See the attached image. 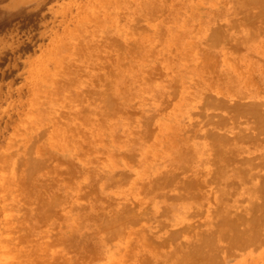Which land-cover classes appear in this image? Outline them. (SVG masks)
Returning a JSON list of instances; mask_svg holds the SVG:
<instances>
[{"label": "rangeland", "instance_id": "1", "mask_svg": "<svg viewBox=\"0 0 264 264\" xmlns=\"http://www.w3.org/2000/svg\"><path fill=\"white\" fill-rule=\"evenodd\" d=\"M236 1L227 0L226 2V0H0V144L2 145H0V148L2 149H0V164L1 162L3 164V166L2 164L0 166V174L2 173V175L5 176L4 179L8 183V180L10 178L6 179V177H10L9 174H11V181L9 184L3 178H1L2 175L0 176V196L2 194L5 195H2V197L0 198L1 200H3L0 201V208H2V211H0V233L2 234V232H6L4 235L0 234V237H2L0 238V243H3L7 247L6 248L4 246L3 249H0V251L2 250L0 252V262H3L2 264H32L34 260L35 262L37 261L36 264H119V262L120 264H142L146 261L147 262L145 264H155L154 260L156 258H158L156 259V264H173L174 262L170 261L172 258H174V261H176V258L174 256L175 242H182L184 235L190 236V232L188 230L187 232L185 231L186 234H181L180 231V236H170L169 238H172V240L174 238L177 239L173 240L174 242L171 239L170 240L172 242L168 240L166 236L170 234L168 232L180 229L185 224V222H188V220L191 221L192 219H195L197 217L194 216L192 219H188V217H186V215L192 217V214L189 213L188 210L194 203L192 204V200L190 198H174V195L170 197L171 194L168 195L166 193L161 192L160 190L145 189L146 185H144V183H146V179L150 178L148 176H152L154 173H156V171L161 170L163 168H168L169 165L165 163L177 156L178 149L181 146H183V148L186 147V143H181V141L179 140V134L176 133L178 128L181 127L185 129V126H187V128L190 129L191 127H196L195 124H197L198 122L200 123L205 118L202 112L205 113L204 111H206V109L208 110L206 112L213 116V119H216L215 117L218 113L220 114H218L219 116H217V118L221 116L224 117L226 113H228L227 110H220V108L219 110L218 108H214L215 110L210 109V107L205 108L206 104L204 103V97H206L207 94L208 96H214V98L217 97L215 98L217 100H219L223 96V98L228 101H226L227 104H231V102L233 103V101L236 102L239 100L240 102L245 101L244 103H246V101H249V99H257L261 103L264 102V62L262 61L264 60V31L258 32V34H255L254 36L249 38L250 40L247 39L248 41H243L244 43L238 45L233 52L231 51L232 49L230 50V48H221V50L224 51L225 57L223 56V58L221 57L219 47L217 50L213 49V52L217 53H215L214 55L217 59H215L214 61L215 67L213 66L214 70L216 71L213 72L214 70L212 68L213 71H211L213 74L208 73L212 75V77L208 74H205V76L203 75L202 78L200 77L201 75H199V71L197 70V68H193V65L195 63H199V60L196 58V55L199 54L198 49L200 48V46L204 44L202 41L204 40L205 36L204 30L206 22L212 19L215 22L216 20L225 19L226 23V19H228L229 21L234 22H232V25L234 27L230 25L227 29V33H236L238 30H241L240 27H242L241 24L237 25L236 20L240 21L241 18L245 20L243 14L245 13V11H247V13H249L248 10L251 11L250 14H247L248 18L250 16L249 19H252L255 22L256 20L260 19L261 14H258V12H256V8L258 9V7H255L256 3H251L249 2L250 0ZM239 2L245 3V5L243 7L238 6L241 9L237 11L240 12V14L236 13V15L239 16L238 18L231 19L228 17L230 16V14L227 15L225 12H223L224 14H222L221 11L225 6L236 3V5H238ZM146 4H156L157 11L155 8L154 12H157V14L158 11H161L159 7L160 5H162V11L159 12L160 15L158 17L156 16L157 14L155 15V13L153 14L152 12V14L157 17L156 19L155 17L153 18L152 15L151 17L154 20L150 21L149 18L151 19V17L148 16L147 18L145 17V21L143 20L142 17L144 15H142V10H144ZM262 7L264 8V3ZM263 8L262 10L264 11ZM139 9H141V12ZM165 9L166 11H164ZM172 11H174L175 13ZM133 12L137 15V17L133 14ZM214 12H219L221 16H213V14H215ZM134 18L136 22L134 21ZM139 18H142L143 22H138ZM248 18L246 20H249ZM129 20L130 22L132 21V24H134V22L136 24L132 25ZM162 20L165 22H163ZM246 20L245 24H248L250 21H252L249 20L246 22ZM86 21H88V23ZM152 24H156L154 25L155 29L153 28ZM131 25L134 27L132 28ZM159 25H161L162 29ZM148 26L151 29L146 28ZM130 27L133 31L138 29L139 32V29L142 28L141 33H144L145 31L147 32L148 29V32L146 33V35H148L146 36L145 33H140L141 36H139L138 34L135 35L134 33L138 31L136 30L133 32ZM135 27L137 28L135 29ZM149 31L151 32L149 33ZM159 31L161 32V34H159ZM132 35H135L136 37L132 38ZM159 35L163 36L160 37ZM145 36L148 40L145 39ZM158 37L160 39L163 37L165 38L161 39V44L159 43V41L161 40ZM138 38L141 40L140 46H143V48H140L141 53L139 48V52L137 49V51L131 49L133 47L132 45L135 44ZM195 38L197 39V41L195 40ZM131 40L136 41L132 42ZM118 43L120 45H117ZM157 43H159V45ZM193 43L195 45H193ZM122 48H124L125 50H123ZM129 49L130 52H128ZM132 50H134V52ZM152 50H154V53H152ZM131 52H133V54ZM135 52H138V55H136ZM225 53H227L229 56ZM232 53L234 57L231 56ZM252 54L256 56H252ZM123 55L128 56L124 57ZM131 55H135L137 57H133ZM259 57L261 58V60H259ZM120 58L122 59V61L119 60ZM118 60L120 63H122L121 65H119L120 63L118 64ZM129 60H131V63L127 62ZM235 60L238 62L239 67L236 65L237 62ZM13 63H15L14 65L17 64L16 67H14ZM86 63H88L89 65L93 64L94 67L92 65L88 67ZM122 65L125 67H123ZM119 67L121 68L119 69ZM33 70L34 73H32ZM89 71L91 73V76L89 75ZM114 72L116 74H114ZM81 73H84L85 75ZM110 73L113 74L111 75ZM224 73H226L230 77L226 81V78H224L223 76ZM235 74H238L240 77L237 78ZM219 75L220 77H222L220 78ZM72 77L74 80L72 79ZM175 79L176 82H174ZM207 79L209 82L207 81ZM204 80L207 82L205 83ZM66 81L67 83H65ZM216 81L218 83H216V86L219 85L217 86L218 88L215 87L214 84ZM236 81L237 83H242L244 86H241L240 83L237 84ZM108 83H110L111 85ZM209 83H212L214 85L208 86ZM106 85L108 87H111L107 88ZM176 85L179 86L181 89ZM113 86L115 87L114 90ZM175 86L177 87V90ZM72 87H74V89ZM197 87L200 89H198ZM213 87L214 89L212 90L211 88ZM226 87L228 89L230 88L234 93H225L231 91L228 90ZM242 87L243 89H241ZM111 88L112 90H110ZM215 88L219 89L223 93L219 94V92ZM104 89L107 91L109 89L108 92L111 91V94L108 95L109 97L111 96L112 98L110 97V99L113 100L109 103L113 106L111 109L109 105L99 107L98 105L100 104L96 103L98 100H100L98 102L102 101V99L100 98L101 93L105 91ZM75 90H77L78 92ZM85 90L86 92H90H87V94L85 95ZM214 90H216V92L218 93H213ZM169 91L171 92V94ZM173 91L175 92V94ZM244 91L247 95L243 94ZM172 92L174 95L172 94ZM254 92L255 94L251 95ZM250 95L253 97H250ZM89 97L92 98L93 101H90ZM231 97L233 98V100ZM86 100H88L89 102V109H91V106L93 107V111H97L92 112L89 109L86 110L88 108H86L88 104ZM114 100L117 101L114 102ZM84 101L86 102L83 103ZM91 102H95L96 105L92 104ZM80 103L82 105L86 104L84 105L86 109ZM113 103H117V105H113ZM82 107L85 111L80 110L82 109ZM22 108H24V110ZM123 110V113L120 112ZM66 111L68 112V114H71L72 120L70 119L71 116L69 115V117ZM76 111L79 112L78 115H81L83 112V114L81 115L82 119L78 117L77 114L74 115V113H77ZM71 112H73V114ZM95 112H97L98 114ZM102 113L103 115H101ZM15 117V122H12L13 118ZM226 117L227 116H225V118ZM242 118H240V120L236 119V126L239 129H242V127L244 126V124L239 125V123L244 122H241ZM188 119L191 121H189ZM147 120L151 121L148 122ZM138 122H140V124ZM151 122H153V124ZM13 123H15V125ZM49 125H51L52 127L50 128ZM146 125H148L149 127H145ZM241 125L243 126L240 127ZM207 126L208 124L204 125V127ZM46 128L50 129V131L48 130L49 132H47ZM151 128L152 130H150ZM237 128L235 127L236 130L233 129V131H237ZM13 129L15 130V132L12 131ZM146 131L148 134H146ZM11 133L13 134V136L10 135ZM140 134H142L141 137H139ZM8 135H10L11 137ZM147 135H149V137ZM35 136L38 137L35 139ZM198 136L199 135L192 134L188 142H190V144L197 143L198 145L199 143H201L202 145V142H204L205 140L201 142V140H203L204 138L201 139L202 137L199 136V138ZM6 137L8 141L10 140L11 144L10 142L6 141ZM160 140L162 141L161 144L159 143ZM24 141L28 142L26 143ZM263 141L264 138L259 141H255L256 143L251 141H245L243 142L244 144L241 143L243 146H245V144L247 145L245 147L242 146L245 149V152H243V154L246 153L248 156H251L254 160H251V165L254 166H251V169L252 172L254 171V174L252 172L251 174H249V172L246 171L236 176L237 180L235 179V184H233L234 186L231 185L233 187L231 189L233 194H231L232 196L229 195L230 198L228 196L229 202H232L233 200L236 202L237 200L236 205H239L240 203V205L245 206L246 204H248L247 201H249V194H247L246 192L249 190H251L250 192L253 194V191L260 189V199L264 197ZM79 142L81 143L79 144ZM169 142L171 145L169 144ZM4 143H7L9 145H6ZM3 145L4 147L10 146V149H4ZM23 145L25 146L22 150L23 147L21 146ZM32 145L36 147L37 151ZM250 145H253V148L250 149ZM37 146L39 147L37 148ZM19 149L23 152L19 151ZM32 149L36 152H32ZM246 150L248 151V153ZM257 154H259V156ZM57 156L58 158H56ZM40 157L43 159V163L36 161L40 164L36 163L37 165L34 167V169L31 170L30 165L32 164L31 162H33V159H38ZM205 158L206 151H202L201 161ZM26 159L29 163L25 161ZM54 159L56 162L54 161ZM48 161L50 162V164ZM202 162L197 160V156L193 155L192 164L194 166L200 165L201 167ZM51 163L53 168L51 167ZM206 163L207 161L203 162V164ZM41 164H45L46 166L44 165L45 167H43L41 166ZM57 164H60L59 167ZM5 165H8V168L9 166L13 167V165L14 167L12 168V171H10L11 169L9 168V173H3L6 170L8 171ZM48 165L50 166L47 167ZM15 167L16 169H19L18 172L15 170ZM36 167L38 168L36 169ZM45 168H47L46 171H44ZM68 168L72 169L70 170L71 173L69 172V174H64L63 170H66ZM2 169L4 171H2ZM59 169L63 170L60 172ZM73 169L75 170L74 172ZM251 169L249 167L250 171ZM20 171L22 174L20 173ZM31 171H33V173ZM36 171H40L41 173H37ZM72 173H75V176L73 175L74 178L71 175ZM15 174L18 176V180ZM136 174L137 176H135ZM247 174H249V176H247ZM29 175H31L32 178H30L31 176ZM61 175L63 177H61ZM64 175L68 178L63 179L65 178ZM122 175L125 177H123ZM12 177L13 179L15 178L14 181L12 180ZM23 177L27 178L24 179ZM53 177L55 178V180L53 179ZM22 178L24 180V183ZM125 178L130 181L127 182ZM27 179H30L29 182ZM132 179H134V181ZM53 182H55V184H53ZM22 183L23 185L21 186ZM253 183L257 184H255L256 187ZM1 185L4 188H2ZM87 187H91L90 189L92 190L88 191L89 189ZM7 188L9 189L5 190ZM41 188H44L45 190H47V192ZM83 188H85V191ZM17 190H19V192ZM40 190L43 191L40 192ZM81 190L83 192H81ZM5 191L6 194L4 193ZM13 192L15 195L13 194ZM84 192H86V194H84ZM39 193H41V197ZM10 194L12 195L10 196ZM54 194H56L57 198H55L56 202H54L55 200L52 202V209H54H51V211L53 212H50L46 216H49V218H46L45 216H40V210L42 207L40 202L43 200L46 202L47 199H49V197ZM57 194L63 196V199ZM18 195L20 196V198H18ZM79 195H81L82 197ZM129 195H132V197H130ZM43 196H46V199H44ZM102 197L103 200L101 199ZM113 197H115V199ZM168 197H170V199ZM58 198L62 201H60ZM104 198L106 199V201ZM11 199H16L17 201L12 200V202ZM18 199L20 200V202ZM124 199H127L128 203L127 200ZM260 199L259 197L254 198L255 203H257V201ZM34 200H36V202ZM188 200L191 201V203H189ZM44 201L42 203H44ZM118 201L120 203H118ZM173 201L177 203H174ZM28 202L30 203V205L32 202L33 203L30 206ZM110 202H113V204ZM129 202L131 204H129ZM178 202L182 203H180L182 205V208ZM144 203H146V205ZM119 204L124 208L125 206L127 208L131 207L132 213L135 212L134 209L136 208L137 209L135 213L137 214L139 211L140 212L138 213V216H134L131 221H124V218H126L125 216H127L129 212L127 214L125 210H122L123 207H119ZM133 204L136 205H134V208ZM175 204L177 205L175 206ZM56 205L58 206L56 207ZM85 205L87 206L85 207ZM147 205L150 207H148ZM59 207L60 209H58ZM166 207L168 210L166 209ZM241 207L238 206V208ZM173 208L175 210H173ZM168 211H170L171 213ZM250 212V215L248 216V221L245 224L244 228L249 230L251 227H256L259 233H262V240L254 241L252 242L253 244L251 242H248L249 244L244 243V246L239 245L237 248H230L233 251L229 249L228 252H225L226 261H223V263L221 262L220 264H245L248 262L251 263V261H257V264L264 263V208L263 206L258 209L252 208ZM256 212H258V214H256ZM110 214L112 217L110 216ZM167 214H169V216H167ZM174 214L177 216V218ZM201 214H203V210L201 211ZM178 215L180 219L178 218ZM22 216L24 217L22 218ZM38 216L42 217V219L40 217L38 218ZM85 216L87 217L84 219ZM173 216L177 220L173 218ZM201 216L202 215L199 214V220H202ZM36 219H38L39 221ZM110 219L113 222H111ZM167 219H169V221L171 222L175 220L173 221L175 225H171L174 223L172 222L170 224ZM150 220L152 221L150 222ZM154 222L157 227L153 225ZM151 224L154 226V228L150 227L152 226ZM128 225L130 227L132 226L133 228H130ZM135 225H138L140 228L135 227ZM246 225L248 226V228L246 227ZM158 226L161 227L159 228ZM101 228H103V230ZM127 228H130V230L133 232H130V230H128ZM162 228L164 229L162 230ZM125 229L127 230V233H125ZM132 229H135V231ZM167 229L169 230L167 231ZM93 230L96 231L92 232ZM138 230H140L144 234H146L147 232L148 234L152 235H145L150 240L153 238L151 244L145 245L144 242H141L143 243L141 244L139 239L137 240ZM17 235H21L22 239L21 237L19 238ZM158 237H164L168 240V242L165 241L163 245L159 244V246H157L158 243H156V241H158ZM56 239H59L58 241L61 242L58 243ZM20 240L22 246H24L23 249L22 246L18 243L20 242ZM34 240H36V242L37 240L40 242L36 243ZM166 243H168L169 245ZM3 244H0V247H3ZM9 245L10 247H8ZM33 245L36 246V249H34L35 246L33 247ZM16 246H18L19 249H17L18 247L16 248ZM162 246L166 247L167 249H165L168 251H165L164 247L162 248ZM31 247L32 249L30 251L29 248ZM37 247L40 250H38ZM87 248L88 251H86ZM134 249L137 251H135ZM5 250L7 252H4ZM16 250L18 252L20 251V255L16 253ZM153 250H155L154 252L157 251L158 253L152 252ZM33 251L39 252V255H37V253L34 254ZM40 251L43 252V254ZM54 251L55 253L57 251L56 255L53 253ZM24 252H26V254L29 253L31 255L23 254ZM44 252L46 253L44 254ZM7 253L8 255H5ZM51 253L54 254V256H51ZM152 253H154V255ZM136 254L138 256H136ZM144 254H146L147 256H144ZM163 255L166 256V258ZM55 256L57 257L55 258ZM133 256L136 259H133ZM139 256H143L141 257L143 259H141ZM17 257L20 258L17 259ZM81 257L83 259L82 261ZM144 257L148 259L145 261ZM26 258L28 260H26ZM31 258H33V262L31 261Z\"/></svg>", "mask_w": 264, "mask_h": 264}, {"label": "bare ground", "instance_id": "2", "mask_svg": "<svg viewBox=\"0 0 264 264\" xmlns=\"http://www.w3.org/2000/svg\"><path fill=\"white\" fill-rule=\"evenodd\" d=\"M44 1V0H43ZM163 1V0H162ZM236 1V0H235ZM246 1V0H245ZM40 2V1H39ZM177 2V1H176ZM226 2H227V0H226ZM225 2V3H226ZM237 2V1H236ZM249 2H251V3H256L255 4V7H258V9L256 8V12H258V14H261L260 15V19H258V20H256V22L255 21H253L252 19H249L250 18V16H249V18H248V16H247V14H250V10H248L249 11V13H247V11H245V13H243L244 14V19L246 20L247 18L249 19V20H252V21H250L248 24H245V20H243V18H241L240 19V21H237L236 20V22H237V25H242V27H240V29L241 30H238L236 33H227V29L229 28V26L230 25H232L233 23L231 22V21H229L228 19H226V23H225V19H223V20H216V22L212 19V20H210V21H208V22H206V24H205V36H204V40L202 41L204 44L203 45H201L200 46V48L198 49L199 50V54L198 55H196V58L199 60V63H195L194 65H193V68H197V70L199 71V75H201L200 77H202L203 78V75L205 76V74H208V73H212V71L214 70V68H213V66L215 65V59H217V58H215V53L216 52H213L214 50L213 49H218V47L220 48L219 49V51H220V54H221V57L223 58V56H224V51L223 50H221V48H223V47H227V48H230V50L233 52L234 51V49H236V47L238 46V45H240V44H242V43H244L243 41H245V40H247V39H249V38H251L252 36H254L255 34H258V32H261V31H264V11L262 10V6H263V3H264V0H250ZM150 3H155V2H150ZM164 3H166V2H164ZM164 3H163V7H164ZM229 3V2H228ZM246 3H248V2H246ZM23 4V3H22ZM237 4V3H236ZM236 4H231V5H227V6H225L224 8H223V10L221 11L222 12V14H224L223 12H225L227 15H229L230 14V16H228L229 18H231V19H233V18H238L239 16H237L236 15V13H238V14H240V12H237V11H239V10H241L238 6H240V7H243L244 5H245V3H241V2H239L238 3V5H236ZM157 5L156 4H146V7L144 8V10H142V15H144L142 18H143V20L145 21V17L147 18V16L148 17H151L155 12V8H156V11H157V7H156ZM162 5H160V9H161V11H162V7H161ZM235 6H237V7H235ZM167 8V7H166ZM176 8V7H175ZM159 9V10H160ZM164 9V8H163ZM264 9V8H263ZM140 10V12H141V9H139ZM161 11H158V14H157V12L155 13V15L158 17L160 14H159V12H161ZM164 11H166V9L164 10ZM188 11V10H187ZM219 11V10H218ZM139 12V13H140ZM152 12H153V14H152ZM172 12H174V11H172ZM181 12V11H180ZM243 12V11H242ZM138 13V14H139ZM175 13V12H174ZM215 14H213V16H216V15H219V16H221L220 14H219V12H214ZM133 14H134V12H133ZM141 14V13H140ZM140 14H139V16H140ZM225 14V15H226ZM255 14V13H254ZM253 14V15H254ZM134 15H136V14H134ZM133 15V16H134ZM150 15V16H149ZM155 15H153V18L155 17V19L157 18ZM169 15V14H168ZM174 15V14H173ZM186 15V14H185ZM242 15V14H241ZM130 16H131V13H130ZM132 16V17H133ZM162 16V15H161ZM255 16V15H254ZM122 17V16H121ZM136 17H137V15H136ZM141 17V16H140ZM218 17V16H217ZM257 17V16H256ZM123 18V17H122ZM131 18V17H130ZM142 18L140 19L139 18V21L138 22H143L142 21ZM152 17H151V19L149 18V20L151 21V20H154ZM167 18V17H166ZM221 18V17H220ZM224 18V17H223ZM253 18H255V17H253ZM133 19V18H132ZM138 19V18H137ZM136 19V20H137ZM169 19V18H168ZM216 19V18H215ZM120 20H121V18H120ZM141 20V21H140ZM146 20H148V19H146ZM235 20V19H234ZM249 20H246V22L247 21H249ZM119 21V20H118ZM134 21H135V18H134ZM133 21V22H134ZM163 21V20H162ZM87 23H88V21H86ZM129 22H130V20H129ZM132 22V21H131ZM130 22V23H131ZM136 22V21H135ZM134 22V24H136ZM159 22V21H158ZM163 22H165V21H163ZM132 24V23H131ZM134 24H132V25H134ZM138 24V23H137ZM188 24V23H187ZM191 24V23H190ZM196 24H197V22H196ZM195 24V25H196ZM236 24V23H235ZM131 25V26H132ZM142 25V24H141ZM141 25H140V27H141ZM153 25V28H154V25H156V24H152ZM44 26V25H43ZM91 26V25H90ZM124 26V25H123ZM129 26V25H128ZM136 26V25H135ZM160 26V28H161V25H159ZM233 26V25H232ZM45 27V26H44ZM134 26H132V28H133ZM162 27H163V24H162ZM196 27V26H195ZM234 27V26H233ZM51 28V27H50ZM72 28V27H71ZM126 28V27H125ZM137 27H135V29H136ZM146 28H150L149 26L148 27H146ZM236 28H237V26H236ZM130 29H131V27H130ZM148 29H147V32H148ZM151 29V28H150ZM155 29V28H154ZM162 29V28H161ZM66 30V29H65ZM125 30V29H124ZM132 30V29H131ZM137 31H138V29H136ZM136 30H134V31H136ZM140 30V32L138 31V32H135L134 34L136 35V34H138L139 36H141L140 35V33H141V31H142V28L141 29H139ZM144 30H146V29H144ZM143 30V31H144ZM153 30V29H152ZM192 30V29H191ZM194 30V29H193ZM133 31V30H132ZM133 31V32H134ZM166 31V30H165ZM129 32V31H128ZM146 31L144 32L145 33V35H146V33H147ZM151 31H149V33H150ZM160 32V31H159ZM164 32V31H163ZM163 32H162V34H163ZM144 33H141V34H144ZM153 33V32H152ZM151 33V34H152ZM190 33V32H189ZM127 34V33H126ZM133 34V33H132ZM159 34H161V32L159 33ZM165 34V33H164ZM121 35V34H120ZM133 36L132 35V38H135L136 36ZM148 35V34H147ZM146 35V36H147ZM107 36V35H106ZM122 36V35H121ZM124 36V35H123ZM145 36V39L147 38ZM160 36V35H159ZM161 36H163V35H161ZM160 36V37H161ZM165 36V35H164ZM190 36V35H189ZM2 37V36H1ZM113 37V36H112ZM112 37H110V38H112ZM151 37V36H150ZM115 38V37H114ZM113 38V39H114ZM131 38V39H132ZM141 38H143V37H141ZM159 38V37H158ZM164 38V37H163ZM163 38H161V39H163ZM197 38V37H196ZM195 38V40L197 41V39ZM18 39V38H17ZM126 39V38H125ZM150 39V38H149ZM156 39H157V37H156ZM155 39V40H156ZM160 39V38H159ZM160 39V40H161ZM165 39V38H164ZM190 39V38H189ZM188 39V40H189ZM258 39V38H257ZM127 40V39H126ZM144 40V39H143ZM146 40H148V39H146ZM191 40V39H190ZM250 40V39H249ZM262 40V39H261ZM12 41V40H11ZM19 41V40H18ZM109 41V40H108ZM117 41V40H116ZM132 41V40H131ZM136 41V40H135ZM135 41H132V42H135ZM140 39L138 38L137 39V41L135 42V44L134 45H130L132 48L131 49H134V50H138V48H139V50H140V53H141V49L140 48H143V46H140ZM194 41V40H193ZM248 41V40H247ZM16 42V41H15ZM14 42V43H15ZM81 42V41H80ZM101 42V41H100ZM112 42V41H111ZM145 42V41H144ZM162 43V40L161 41H159V43ZM190 42V41H189ZM21 43V42H20ZM20 43H19V45H20ZM43 43V42H42ZM115 43V42H114ZM121 43V42H120ZM159 43H157L158 45H159ZM160 43V44H161ZM199 43H201V42H199ZM133 44V43H132ZM148 44V43H147ZM156 44V45H157ZM192 44V43H191ZM17 45H18V43H17ZM79 45V44H78ZM112 45V44H111ZM114 45V44H113ZM117 45H120L119 43L117 44ZM145 45V44H144ZM154 45V44H153ZM178 45V44H177ZM193 45H195L194 43H193ZM13 46H14V44H13ZM129 46V47H130ZM147 46V45H146ZM164 46V45H163ZM262 46V45H261ZM121 47V46H120ZM119 47V48H120ZM123 47V46H122ZM197 47V46H196ZM10 48V47H9ZM15 48V47H14ZM116 48V47H115ZM153 48V47H152ZM151 48V49H152ZM85 49V48H84ZM123 50H125L124 48H122ZM148 49V48H147ZM149 49H150V46H149ZM172 49V48H171ZM239 49V48H238ZM242 49V48H241ZM1 50V49H0ZM13 50V49H12ZM134 50H132L133 52H134ZM136 50V51H137ZM139 50H138V52H139ZM158 50V49H157ZM52 51V50H51ZM79 51V50H78ZM87 51V50H86ZM147 51V50H146ZM169 51H170V49H169ZM77 52V51H76ZM120 52V51H119ZM125 52V51H124ZM128 52H130V49L128 50ZM133 52H131L132 54H133ZM137 52V53H138ZM226 52H227V50H226ZM78 53V52H77ZM113 53H115V52H113ZM126 53V52H125ZM130 53V54H131ZM136 52H135V54L136 55H138ZM152 53H154V50H152ZM235 53V52H234ZM120 54V53H119ZM129 54V53H128ZM143 54V53H142ZM217 54V53H216ZM225 54H227V53H225ZM249 54H251V53H249ZM144 55V54H143ZM167 55H168V53H167ZM228 55V54H227ZM110 56V55H109ZM122 56V55H121ZM124 56V55H123ZM126 56H128V55H125L124 57H126ZM131 56H133V57H137V56H135V55H131ZM179 56V55H178ZM217 56V55H216ZM229 56V55H228ZM231 56H233V53L231 54ZM242 56V55H241ZM248 56V55H247ZM252 56H256V55H254V54H252ZM13 57V56H12ZM120 57V56H119ZM139 57V56H138ZM169 57V56H168ZM218 57V56H217ZM225 57V56H224ZM234 57V56H233ZM249 57V56H248ZM128 58V57H127ZM236 58V57H235ZM234 58V59H235ZM241 58V57H240ZM260 58V57H259ZM14 59V58H13ZM95 59V58H94ZM129 59V58H128ZM111 60V59H110ZM120 61H122V59L120 58L119 59ZM119 60H118V64L120 63L119 62ZM127 60V59H126ZM133 60V59H132ZM259 60H261V58L259 59ZM15 61V60H14ZM81 61V60H80ZM89 61V60H88ZM88 61H86V62H88ZM131 60H129V61H127V62H130ZM236 61V60H235ZM263 62H264V60H262ZM13 62V61H12ZM39 62H40V60H39ZM50 62V61H49ZM84 62V61H83ZM126 62V61H125ZM237 62V61H236ZM51 63H52V61H51ZM55 63V62H54ZM131 63V62H130ZM130 63H128V64H130ZM15 63H13V65H14ZM72 64V63H71ZM87 64V66L89 67L90 65H92L93 67H94V62H93V64H88V63H86ZM122 63H120L119 65H121ZM236 64V63H235ZM234 64V65H235ZM17 65V64H16ZM16 65H14V67H16ZM53 65V64H52ZM51 65V66H52ZM79 65H80V63H79ZM78 65V66H79ZM126 65H127V63H126ZM237 66H238V62H237V64H236ZM75 66H76V64H75ZM75 66H73V67H75ZM109 66V65H108ZM123 66V65H122ZM241 66V65H240ZM105 67V66H104ZM123 67H125V66H123ZM215 67V66H214ZM239 67V66H238ZM49 68V67H48ZM121 67H119V69H120ZM212 68H213V70H212ZM18 69V68H17ZM34 69V68H33ZM86 69V68H85ZM113 69V68H112ZM157 69V68H156ZM241 69V68H240ZM48 70H50V69H48ZM77 70V69H76ZM81 70V69H80ZM111 70V69H110ZM212 70V71H211ZM31 71V70H30ZM86 71V70H85ZM106 71V70H105ZM119 71V70H118ZM216 70H214L213 72H215ZM2 72V71H1ZM92 72V71H91ZM94 72V71H93ZM108 72V71H107ZM113 72V71H112ZM123 72V71H122ZM32 73H34V70H33V72ZM85 73V72H84ZM84 73H81V74H84ZM89 73H90V71H89ZM88 73V74H89ZM95 73V72H94ZM86 74V73H85ZM84 74V75H85ZM111 74V73H110ZM113 74V73H112ZM111 74V75H112ZM114 74H116L115 72H114ZM119 74V73H118ZM117 74V75H118ZM210 74H208V75H210ZM213 74V73H212ZM242 74V73H241ZM248 74V73H247ZM69 75V74H68ZM78 75V74H77ZM90 76H91V73L89 74ZM116 75V76H117ZM157 75V74H156ZM221 75V74H220ZM220 75H219V77H220ZM1 76V75H0ZM99 76H100V74H99ZM115 76V75H114ZM150 76V75H149ZM152 76V75H151ZM163 76V75H162ZM211 77H212V75H210ZM223 76H224V78H226L225 79V81L226 80H228V78H230L229 77V75H227L226 73H224L223 74ZM235 76L237 77V78H239L240 76L238 75V74H235ZM32 77V76H31ZM71 77V76H70ZM92 77H94V76H92ZM134 77V76H133ZM222 77V76H221ZM220 77V78H221ZM86 78V77H85ZM90 78V77H89ZM220 78H218V79H220ZM72 79H73V77H72ZM134 79V78H133ZM209 79V78H208ZM208 79H207V81H208ZM235 79V78H234ZM251 79V78H250ZM32 80V79H31ZM74 80V79H73ZM112 80V79H111ZM177 80H178V78H177ZM181 80V79H180ZM206 80V79H205ZM204 80V81H205ZM217 80V79H216ZM222 80V79H221ZM247 80H248V78H247ZM96 81V80H95ZM134 81V80H133ZM207 81H205V83L207 82ZM108 82H109V79H108ZM174 82H176V79L174 80ZM173 82V83H174ZM188 82V81H187ZM209 82V81H208ZM212 82V81H211ZM65 83H67V81L65 82ZM112 83V82H111ZM216 83H217V81L214 83L215 84V87H217V86H219V85H217L216 86ZM236 83H237V81H236ZM240 82H238L237 84H239ZM70 84V83H69ZM71 84H72V82H71ZM100 84V83H99ZM105 84V83H104ZM108 84H110V83H108ZM177 84V83H176ZM199 84V83H198ZM214 84H212V83H209L208 84V86H212V85H214ZM218 84V83H217ZM241 84V86L243 85L242 83H240ZM67 85V84H66ZM111 85V84H110ZM178 85V84H177ZM176 85V86H177ZM180 85V84H179ZM196 85V84H195ZM207 85V84H206ZM223 85H225V84H223ZM260 85V84H259ZM26 86H27V84H26ZM107 86V85H106ZM175 86V88H176V90H177V87H179V86H177L176 87ZM191 86V85H190ZM199 86V85H198ZM244 86V85H243ZM105 87V86H104ZM109 87H111V86H109ZM108 86H107V88H109ZM156 87V86H155ZM73 89H74V87H72ZM106 88V89H107ZM180 88V87H179ZM198 88V87H197ZM218 88V87H217ZM217 88H215V89H217ZM227 88V87H226ZM27 89V88H26ZM99 89V88H98ZM115 89V87L113 86V90ZM119 89H121V88H119ZM181 89V88H180ZM180 89H178V90H180ZM198 89H200V88H198ZM204 89H205V87H204ZM212 90L214 89V87L213 88H211ZM228 89V88H227ZM241 89H243V87L241 88ZM260 89V88H259ZM28 90V89H27ZM79 90V89H78ZM105 90V89H104ZM110 90H112V88L110 89ZM175 90V91H176ZM228 90H231L230 88L228 89ZM75 91H77V90H75ZM108 91H109V89H108ZM107 90H105V91H103L102 93H101V98L100 99H102V101L101 102H98V101H100V100H96L95 102L96 103H99L100 105H98L99 107H104V106H107V105H109V107H110V109L113 107L111 104H109L111 101H113V100H111L110 99V97L108 96V95H110L111 94V91L110 92H108ZM141 91V90H140ZM172 91V90H171ZM202 91V90H201ZM217 91L219 92V94H221V93H223V92H221L219 89H217ZM78 92V91H77ZM86 90L84 91V94L86 95L87 94V92H90V91H87L86 93ZM113 92V91H112ZM170 92V91H169ZM174 92V91H173ZM173 92H172V94H173ZM218 92H216V90H214L213 91V93H218ZM231 93L232 92V90L231 91H228V92H225V93ZM118 93V92H117ZM194 93V92H193ZM209 93V92H208ZM232 93H234V92H232ZM237 93V92H236ZM264 93V92H263ZM95 94V93H94ZM170 94H171V92H170ZM174 94H175V92H174ZM173 94V95H174ZM178 94V93H177ZM243 94H246V92L244 91V93ZM255 94V92L253 93V94H251V95H254ZM99 95V94H98ZM117 95V94H116ZM189 95V94H188ZM240 95V94H239ZM247 95V94H246ZM245 95V96H246ZM250 95V97H253V96H251ZM76 96V95H75ZM167 96V95H166ZM222 96V95H221ZM220 96V97H221ZM84 97V96H83ZM83 97H82V99H83ZM117 97V96H116ZM115 97V98H116ZM137 97V96H136ZM164 97H165V95H164ZM176 97V96H175ZM199 97V96H198ZM235 97V96H234ZM85 98V97H84ZM90 98V97H89ZM112 98V97H111ZM113 98H114V96H113ZM170 98H171V96H170ZM193 98V97H192ZM200 98V97H199ZM198 98V99H199ZM203 98V97H202ZM205 98V101H204V103L206 104V106H205V108H207V107H210V109H214V108H218V110H219V108H220V110L222 109H224V110H227V112L228 113H226V115L225 116H227L226 118H225V116L223 117V116H221V117H218L217 118V116H219L218 114H220V113H218L217 115H216V119H213L212 117L213 116H211L210 114H208L206 111H208L207 109H206V111H204L205 113H203L202 112V114H204L203 116L205 117L200 123L198 122L197 124H195L196 125V127H191L190 129L189 128H187V126H185L186 128L184 129V128H178V130H177V132L176 133H178L179 134V140L181 141V143L182 142H185L186 143V147L185 148H183V146H181L179 149H178V154H177V156L176 155H174V156H176V157H174L173 159H170L167 163H165V164H168L169 165V167L168 168H163V169H161V170H158V171H156V173H154L152 176H148V177H150V178H148V179H146L147 181H146V183H144V185H146V188L145 189H148V190H160L161 192H163V193H166V194H171L170 195V197L172 196V195H174V198L176 197V198H180V197H182V198H184V197H186V198H190L191 200H192V206L190 207V209L188 210V212L189 213H191L192 214V217H190V216H188V215H186V217H188V219H192L194 216H197L195 219H192L191 221L190 220H188V222H185V224L180 228V229H178V230H176V231H171V232H168V233H170V234H168L167 236H166V238L168 239V240H172V238H169L170 236H173V237H175L176 235H179L180 236V231H181V234L182 233H185L186 234V232L189 230V235L190 236H186V235H184V237H183V241L181 242H178V243H176L175 242V247H174V256H175V260L176 261H174V258H172L170 261H173L174 263L173 264H220L221 262L223 263V261L225 262L226 261V254H225V252H228L229 251V249L230 248H233V247H238L239 245H243L244 243H248V242H254V241H261L262 240V238H261V234L262 233H259V231H258V229L256 228V227H251L249 230H247V229H245L244 228V226H245V224L247 223V221H248V216L250 215V211H251V209L252 208H254V209H258V208H260L261 206H263V208H264V197L263 198H261L260 199V196H261V190L260 189H257L256 191H253L254 193L252 194L250 191L251 190H249V191H246L247 192V194H249V196H248V199H249V201H247V200H245V201H247L248 202V204H246L245 206H242V205H240V203H239V205L238 206H242L241 208H238V206L236 205V202H237V200H236V202L233 200L232 202H229L228 201V196L229 195H231V194H233L232 193V186L231 185H233V184H235V179L237 180V178H236V176L237 175H239V174H241V173H243V172H246V171H248L249 172V174H251V172H252V169H251V160L252 161H254L253 160V158L251 157V156H248L246 153L245 154H243V152H245L244 150V148L243 147H245V146H247L246 144H245V146H243L242 144H244L243 142H245V141H248V142H255V141H259V140H261V139H263L264 138V102L263 103H261L259 100H257V99H249V101H246V103H244V102H240V100L239 101H233V103L231 102V104H227V100H225V98H223V96L219 99V100H217V99H215V98H217V97H215L214 98V96H208V94L206 95V97H204ZM232 98V97H231ZM259 98V97H258ZM96 99V98H95ZM118 99V98H117ZM165 99V98H164ZM157 100V99H156ZM174 100V99H173ZM232 100H233V98H232ZM83 101V100H82ZM81 101V102H82ZM87 101V106H86V108L88 107V105H89V102H88V100H86ZM86 101H84L83 103H85ZM90 101H93V99L92 98H90ZM117 100H114V102H116ZM227 101V102H226ZM242 101V100H241ZM67 102V101H66ZM79 102V101H78ZM92 103V104H94V105H96V103ZM170 102V101H169ZM10 103V102H9ZM156 103V102H155ZM198 103V102H197ZM22 104H24V103H22ZM60 104V103H59ZM81 104V103H80ZM80 104H78V105H80ZM117 105V103H113V105ZM119 104V103H118ZM125 104V103H124ZM162 104V103H161ZM9 105V104H8ZM36 105V104H35ZM61 105V104H60ZM77 105V106H78ZM82 105V104H81ZM84 105H86V104H83L82 106H84ZM111 105V106H110ZM121 105V104H120ZM199 105H200V103H199ZM93 106V105H92ZM64 107V106H63ZM97 107V106H96ZM119 107H121V106H119ZM162 107V106H161ZM84 108H85V106H84ZM84 108L82 107V109H80V110H84ZM85 108V109H86ZM90 108L91 109H89V107L86 109V110H91L92 112H94V111H97V110H94L93 111V107H91L90 106ZM108 108V107H107ZM160 108V107H159ZM168 108V107H167ZM175 108V107H174ZM23 110H24V108H22ZM68 109H69V106H68ZM109 109V108H108ZM166 109V108H165ZM202 109H203V106H202ZM62 110V109H61ZM117 110V109H116ZM122 110V109H121ZM215 110V109H214ZM85 111V110H84ZM90 111V112H91ZM8 112V111H7ZM64 112V111H63ZM67 112V111H66ZM77 112V111H76ZM120 112H124V110L123 111H120ZM165 112V111H164ZM171 112V111H170ZM222 112V111H221ZM70 113V112H69ZM72 114H73V112H71ZM78 113L79 112H77V113H74V115L75 114H77V116L78 117H82L81 115L83 114V112H82V114L81 115H78ZM85 113V112H84ZM95 113H97V112H95ZM116 113V112H115ZM129 113V112H128ZM200 113V112H199ZM87 114H89V113H87ZM98 114V113H97ZM105 114V113H104ZM179 114V113H178ZM21 115H22V113H21ZM57 115V114H56ZM62 115V114H61ZM67 115L69 116H71V114H68V112H67ZM67 115H66V117H67ZM101 115H103V113L101 114ZM128 115V114H127ZM132 115V114H131ZM140 115V114H139ZM63 116H64V114H63ZM69 116V117H70ZM106 116V115H105ZM26 117V116H25ZM243 117V118H242ZM93 118V117H92ZM91 118V119H92ZM99 118V117H98ZM145 118V117H144ZM240 118H242V121L241 122H243V123H239V125L240 124H244V126L243 125H241L240 127H242V129H239V128H237V124H236V119L237 120H240ZM7 119V118H6ZM16 119V117L15 118H13V121H12V118H11V121L12 122H15L14 120ZM71 120H72V116H71V118H70ZM74 119V118H73ZM79 119V118H78ZM82 119V118H81ZM80 119V120H81ZM96 119V118H95ZM100 119V118H99ZM151 119V118H150ZM2 120V119H1ZM70 120V121H71ZM75 120H76V118H75ZM134 120V119H133ZM152 120V119H151ZM151 120H149V121H151ZM189 120V119H188ZM8 121V120H7ZM63 121V120H62ZM148 121V120H147ZM148 121V122H149ZM189 121H191V120H189ZM24 122V121H23ZM76 122V121H75ZM186 122V121H185ZM195 122V121H194ZM8 123V122H7ZM78 123V122H77ZM80 123V122H79ZM139 124H140V122H138ZM152 124H153V122H151ZM187 123V122H186ZM193 123V122H192ZM235 125H234V124ZM14 125H15V123H13ZM87 124V123H86ZM99 124V123H98ZM148 124V123H147ZM151 124V125H152ZM205 124H208V126L207 127H204V125ZM59 125V124H58ZM73 125V124H72ZM88 125V124H87ZM90 125V124H89ZM144 125V124H143ZM181 125V124H180ZM238 125V126H239ZM6 126V125H5ZM12 126V125H11ZM23 126H25V125H23ZM30 126V125H29ZM36 126V125H35ZM50 126V128L52 127L51 125H49ZM76 126H78V125H76ZM105 126V125H104ZM139 126V125H138ZM145 127H149L148 125H146ZM177 127V126H176ZM184 127V126H183ZM189 127V126H188ZM235 127L237 128V131H233V129L234 130H236L235 129ZM14 128V127H13ZM79 128V127H78ZM157 128H158V126H157ZM15 129H16V127H15ZM21 129V128H20ZM24 129V128H23ZM39 129V128H38ZM47 129V128H46ZM64 129V128H63ZM85 129V128H84ZM83 129V130H84ZM89 129V128H88ZM98 129V128H97ZM156 129V128H155ZM188 129H189V133H188ZM239 129V130H238ZM50 131V129H47V132H49ZM90 130V129H89ZM149 130V129H148ZM150 130H152V128L150 129ZM149 130V131H150ZM191 130V131H190ZM12 131H14L15 132V130L13 129ZM38 131V130H37ZM80 132H82V131H80ZM95 132V131H94ZM154 132V131H153ZM87 133V132H86ZM145 133V132H144ZM16 134V133H15ZM14 134V135H15ZM44 134H45V131H44ZM83 134V133H82ZM88 134V133H87ZM86 134V135H87ZM138 134V133H137ZM146 134H148L147 133V131H146ZM150 134V133H149ZM192 134L193 135H199L200 137H202L201 139H203V140H201V142L202 141H204V142H202L203 144L201 145V143H199V145L197 144V143H192V144H190V142H188V140L191 138V136H192ZM10 135H12L13 136V134L11 133ZM10 135H8V136H10ZM35 135V134H34ZM90 135V134H89ZM141 135L142 134H140L139 135V137H141ZM177 135V134H176ZM7 136V137H8ZM44 136V135H43ZM144 136V135H143ZM148 137H149V135H147ZM163 136V135H162ZM198 136V137H199ZM4 137V136H3ZM7 137H6V141H8L7 140ZM11 137V136H10ZM38 137V136H37ZM36 136H35V139L37 138ZM42 137V136H41ZM84 137V136H83ZM199 137V138H200ZM15 138H16V136H15ZM22 138V137H21ZM89 138V137H88ZM151 138V137H150ZM163 138V137H162ZM198 138V139H199ZM10 139V138H9ZM23 139V138H22ZM147 139V138H146ZM146 139H144V140H146ZM12 140V139H11ZM14 140H16V139H14ZM24 140V139H23ZM143 140V139H142ZM175 141V140H174ZM187 141V142H186ZM8 142H10V140L8 141ZM7 142V143H8ZM24 142H26V141H24ZM28 142V141H27ZM26 142V143H27ZM88 142H89V140H88ZM87 142V143H88ZM149 142V141H148ZM161 140H160V144H161ZM264 142V141H263ZM7 143H4V144H6V145H9V144H7ZM81 142H79V144H80ZM86 143V144H87ZM242 143V144H241ZM256 143V142H255ZM258 143V142H257ZM259 143H261V142H259ZM10 144H11V142H10ZM14 144V143H13ZM19 144H21V143H19ZM18 144V145H19ZM33 144V143H32ZM159 144V145H160ZM164 144H165V142H164ZM169 144H170V142H169ZM1 145V144H0ZM17 145V144H16ZM171 145V144H170ZM170 145H168V146H170ZM260 145V144H259ZM2 146V145H1ZM24 146L25 145H23V146H21V147H23L22 148V150L24 149ZM32 146H34V145H32ZM86 146V145H85ZM166 146H167V144H166ZM180 146V145H179ZM243 146V147H242ZM251 146V145H250ZM256 146V145H255ZM3 147H4V145H3ZM2 147V148H3ZM39 146H37V148H38ZM84 147V146H83ZM249 147V146H248ZM7 148H9L10 149V146L8 147H4V149H7ZM34 148H35V150H36V147L34 146ZM91 148V147H90ZM145 148V147H144ZM171 148V147H170ZM251 148H253V145L250 147V149ZM1 149V148H0ZM21 149V148H20ZM19 149V151H22V150H20ZM41 149V148H40ZM247 149V148H246ZM2 150V149H1ZM33 150V149H32ZM35 150H33L32 152H34ZM42 150V149H41ZM161 150H163V149H161ZM25 151V150H24ZM37 151V150H36ZM35 151V152H36ZM172 151V150H171ZM202 151H206V158L204 159V160H202L203 162H205V161H207V163L206 164H203V162L201 161V155H202ZM247 151V150H246ZM248 151H249V149H248ZM248 151H247V153H248ZM23 152V151H22ZM22 152H20V153H22ZM169 152V151H168ZM2 153V152H1ZM5 153V152H4ZM135 153V152H134ZM162 153V152H161ZM252 153V152H251ZM7 154V153H6ZM37 154H39V153H37ZM193 155H195V156H197V160H199L200 162H202V166L200 167V165L199 166H194L193 164H192V157H193ZM258 156H259V154H257ZM262 155H263V153H262ZM0 156H1V154H0ZM22 156V155H21ZM23 156H25V155H23ZM82 156V155H81ZM164 156V155H163ZM256 156V155H255ZM15 157H17V156H15ZM52 157V156H51ZM2 158H4V157H2ZM25 158V157H24ZM46 158V157H45ZM47 158H49V157H47ZM53 158V157H52ZM56 158H58V156L56 157ZM263 158V157H262ZM1 159V158H0ZM19 159V158H18ZM158 159H160V158H158ZM255 159V158H254ZM258 159V158H257ZM5 160V159H4ZM16 160V159H15ZM45 160V159H44ZM47 160V159H46ZM53 160V159H52ZM51 160V161H52ZM138 160V159H137ZM2 161V160H1ZM8 161H10V160H8ZM13 161V160H12ZM25 161H27V159L25 160ZM36 161H39L40 163H43V159L40 157V158H38V159H33V162L35 163H33V162H31L32 164L30 165V169L32 170V169H34V167L37 165L36 163H38V162H36ZM54 161H55V159H54ZM53 161V162H54ZM163 161V160H162ZM20 162V161H19ZM49 162V161H48ZM56 162V161H55ZM161 162V161H160ZM12 163V162H11ZM10 163V164H11ZM15 163V162H14ZM27 163H29L28 161H27ZM40 163H38V164H40ZM60 163V162H59ZM64 163V162H63ZM146 163V162H145ZM257 163V162H256ZM1 164H2V162H1ZM1 164H0V166H1ZM9 164V165H10ZM13 164V163H12ZM11 164V165H12ZM16 164V163H15ZM14 164V165H15ZM46 164V163H45ZM44 164V165H45ZM49 164H50V162H49ZM14 165H13V167H14ZM28 165V164H27ZM43 164H41V166H43V167H45ZM58 165V164H57ZM60 165V164H59ZM59 165H58V167H59ZM68 165V164H67ZM105 165V164H104ZM211 165V166H210ZM2 166H3V164H2ZM6 166V165H5ZM17 166V165H16ZM50 165H48L47 167H49ZM69 166V165H68ZM7 168L6 169H8V171L6 170V171H4L3 169H2V171H4L3 173H5V172H8L9 173V170L10 171H12V166H9V168H8V165L6 166ZM20 167H22V166H20ZM26 167V166H25ZM40 167V166H39ZM42 167V168H43ZM51 167H52V163H51ZM55 167V166H54ZM71 167V166H70ZM92 167V166H91ZM249 167H250V169H251V171L249 170ZM252 167H254V166H252ZM1 168V167H0ZM38 167H36V169H37ZM53 168V167H52ZM46 169L47 168H45V170L44 171H46ZM49 169V168H48ZM55 169V168H54ZM122 169V168H121ZM1 170V169H0ZM15 170L18 172L19 171V169H16V167H15ZM14 170V171H15ZM40 170H42V169H40ZM50 170H51V168H50ZM60 170V172L63 170H61V169H59ZM70 170H72V169H66V170H63V173L65 174H69V172H70ZM95 170V169H94ZM120 170V169H119ZM151 170V169H150ZM35 171V170H34ZM65 171V172H64ZM75 170L73 169V172H74ZM79 171V170H78ZM125 171H126V169H125ZM32 173H33V171H31ZM37 172V171H36ZM40 172V171H39ZM39 172H37V173H39ZM54 172V171H53ZM83 172V171H82ZM116 172H117V170H116ZM247 172V173H248ZM254 172V171H253ZM252 172V173H253ZM20 173H21V171H20ZM41 173V172H40ZM62 173V174H63ZM71 173V172H70ZM115 173V172H114ZM126 173V172H125ZM147 173H149V172H147ZM257 173V172H256ZM16 174H18V173H16ZM15 174V175H16ZM22 174V173H21ZM48 174V173H47ZM75 174V173H74ZM73 173L71 174L72 176L74 175ZM116 174V173H115ZM124 174V173H123ZM128 174V173H127ZM131 174V173H130ZM249 174H247V176H249ZM254 174V173H253ZM260 174V173H259ZM2 175V173L0 174V176ZM6 175V174H5ZM8 175V174H7ZM10 175V177H6V179H9L8 181H9V183H10V181H11V174H9ZM32 175V174H31ZM31 175H29V176H31ZM37 175V174H36ZM36 175H33V176H36ZM55 175V174H54ZM53 175V176H54ZM79 175V174H78ZM126 175V174H125ZM129 175V174H128ZM127 175V176H128ZM134 175V174H133ZM246 175V174H245ZM3 176V177H2ZM1 176V178H3L4 179V175H2ZM14 176V175H13ZM17 176V175H16ZM22 176V175H21ZM27 176V175H26ZM45 176H46V174H45ZM56 176V175H55ZM54 176V177H55ZM65 176V175H64ZM67 176H69V175H67ZM75 176V175H74ZM74 176H73V178H74ZM77 176V175H76ZM81 176V175H80ZM123 176V175H122ZM135 176H137V174L135 175ZM241 176V175H240ZM251 176V175H250ZM258 176V175H257ZM263 176V175H262ZM43 177V176H42ZM53 177V179L55 180V178ZM61 177H63L62 175H61ZM82 177V176H81ZM109 177H112V176H109ZM123 177H125V176H123ZM130 177V176H129ZM19 178H21V177H19ZM24 179L25 178H27V177H23ZM23 178H22V180H23ZM29 178V177H28ZM30 178H32V176L30 177ZM34 178V177H33ZM68 177H66L65 176V178H63V179H67ZM76 178V177H75ZM122 178V177H121ZM249 178V177H248ZM251 178V177H250ZM264 178V177H263ZM3 179H2V181H3ZM15 179V178H14ZM14 179H13V177H12V180L14 181ZM40 179V178H39ZM49 179V178H48ZM57 179V178H56ZM1 180V179H0ZM5 180V179H4ZM17 180H18V176H17ZM28 180V179H27ZM26 180V181H27ZM30 180V179H29ZM29 180H28V182H29ZM60 180V179H59ZM62 180V179H61ZM71 180V179H70ZM125 180H127L126 178H125ZM133 181H134V179H132ZM239 180V179H238ZM261 180V179H260ZM6 181V180H5ZM19 181H21V180H19ZM48 181V180H47ZM77 181V180H76ZM128 181H130V180H127V182ZM7 182V181H6ZM5 182V183H6ZM72 182V181H71ZM110 182H112V181H110ZM126 182V181H125ZM240 182H241V180H240ZM250 182V181H249ZM2 183V182H1ZM4 183V182H3ZM8 183V182H7ZM8 183V184H9ZM23 183H24V180H23ZM23 183L21 184V186L23 185ZM27 183V182H26ZM31 183V182H30ZM40 183V182H39ZM60 183H61V181H60ZM73 183V182H72ZM107 183V182H106ZM130 183V182H129ZM142 183V182H141ZM16 184H17V182H16ZM28 184V183H27ZM51 184V183H50ZM53 184H55V182H53ZM59 184V183H58ZM78 184V183H77ZM76 184V185H77ZM109 184V183H108ZM140 184V183H139ZM254 184V183H253ZM252 184V185H253ZM256 184V183H255ZM254 184V186L256 187V185ZM4 185V184H3ZM19 185V184H18ZM29 185V184H28ZM106 185V184H105ZM15 186V185H14ZM27 186V185H26ZM38 186V185H37ZM130 186V185H129ZM139 186V185H138ZM143 186V185H142ZM234 186V185H233ZM1 187H2V185H1ZM9 187V186H8ZM16 187H18V186H16ZM44 187V186H43ZM59 187H60V185H59ZM77 187V186H76ZM140 187V186H139ZM2 188H4V187H2ZM15 188V187H14ZM89 190L88 191H90V190H92V189H90L91 187H87ZM138 188V187H137ZM141 188V187H140ZM254 188V187H253ZM9 188H7V189H5V190H8ZM12 189H13V186H12ZM24 189V188H23ZM26 189V188H25ZM38 189V188H37ZM41 189H43V190H45L44 188H41ZM75 189H77V188H75ZM84 189V191H85V188H83ZM82 189V190H83ZM255 189V188H254ZM16 190V189H15ZM27 190V189H26ZM43 190H40V192L41 191H43ZM81 190V192H83ZM18 192H19V190H17ZM30 191V190H29ZM31 191H33V190H31ZM38 191V190H37ZM46 192H47V190H45ZM50 191V190H49ZM131 191V190H130ZM11 192V191H10ZM77 192V191H76ZM75 192V193H76ZM114 192V191H113ZM250 192V193H249ZM5 194H6V191L4 192ZM43 193V192H42ZM54 193H56V192H54ZM58 193V192H57ZM74 193V194H75ZM139 193V192H138ZM13 194H14V192H13ZM23 194V193H22ZM24 194H27V193H24ZM35 194V193H34ZM33 194V195H34ZM44 194V193H43ZM46 194V193H45ZM79 194V193H78ZM84 194H86V192H84ZM148 194V193H147ZM2 195H4V194H2ZM2 195L0 196V198L2 197ZM12 194H10V196H11ZM15 195V194H14ZM21 195V194H20ZM39 195H40V197H41V193H39ZM38 195V196H39ZM55 195V196H54ZM54 195H52L51 197H49V199H47V201L45 202L44 200V203H42L43 201H41L40 202V204L42 205V207H41V210H40V216H47L50 212H53V211H51V209H52V202L55 200V198H57L56 197V194H54ZM57 195H59V194H57ZM76 195V194H75ZM213 195V196H212ZM263 195H264V192H263ZM5 196V195H4ZM17 196V195H16ZM23 196V195H22ZM31 196V195H30ZM35 196V195H34ZM59 196H61V195H59ZM79 196H81V195H79ZM78 196V197H79ZM130 196V195H129ZM142 196V195H141ZM151 196H153V195H151ZM232 196V195H231ZM234 196V195H233ZM14 197V196H13ZM46 197V196H45ZM44 196H43V198L44 199H46ZM63 196H61V198H62ZM82 197V196H81ZM83 197H84V195H83ZM127 197V196H126ZM130 197H132V195L130 196ZM154 197H155V195H154ZM153 197V198H154ZM170 197H168L169 199H170ZM256 197H259V199L260 200H258L257 201V203H255V200H254V198H256ZM18 198H20V196L18 195ZM23 198V197H22ZM21 198V199H22ZM26 198V197H25ZM28 198V197H27ZM35 198H37V197H35ZM39 198V197H38ZM73 198V197H72ZM114 199H115V197H113ZM123 198V197H122ZM125 198V197H124ZM134 198V197H133ZM132 198V199H133ZM165 198V197H164ZM229 198H230V196H229ZM59 199V198H58ZM63 199V198H62ZM83 199H85V198H83ZM91 199H92V197H91ZM102 200H103V197L101 198ZM105 199V198H104ZM130 199V198H129ZM151 199V198H150ZM166 199V198H165ZM164 199V200H165ZM15 201L14 199H11V201ZM19 200V199H18ZM29 200V199H28ZM60 200V199H59ZM59 200H58V202H59ZM124 200H127V199H124ZM0 201H3V200H1L0 199ZM12 201V202H13ZM17 201V200H16ZM35 202H36V200H34ZM60 201H62V200H60ZM80 201V200H79ZM86 201V200H85ZM105 201H106V199H105ZM109 201H111V200H109ZM108 201V202H109ZM131 201H133V200H131ZM149 201V200H148ZM147 201V202H148ZM167 201V200H166ZM176 201V200H175ZM189 201V200H188ZM231 201V200H230ZM242 201H244V200H242ZM4 202H6V201H4ZM3 202V203H4ZM19 202H20V200H19ZM26 202V201H25ZM31 202V201H30ZM38 202H39V200H38ZM54 202H56V200L54 201ZM67 202H68V200H67ZM83 202V201H82ZM140 202V201H139ZM146 202V203H147ZM174 202V201H173ZM246 202V203H247ZM29 203V202H28ZM33 203V202H32ZM32 203H31V205H32ZM62 203V202H61ZM65 203V202H64ZM70 203H71V201H70ZM110 203H112L113 204V202H110ZM115 203V202H114ZM118 203H120L119 201H118ZM127 203H128V200H127ZM127 203H125V204H127ZM133 203V202H132ZM138 203V202H137ZM146 203H144L145 205H146ZM168 203V202H167ZM174 203H177V202H174ZM179 203V202H178ZM181 203V202H180ZM179 203V204H180ZM189 203H191V201H189ZM230 203V204H229ZM232 203V204H231ZM2 204V203H1ZM56 204V203H55ZM122 204V203H121ZM129 204H131L130 202H129ZM136 204V203H135ZM135 204H133V208H134V205ZM142 204V203H141ZM182 204V203H181ZM180 204V206H181V208H182V205ZM188 204V203H187ZM4 205V204H3ZM29 205H30V203H29ZM30 205V206H31ZM60 205H62V204H60ZM59 205V206H60ZM67 205H69V204H67ZM74 205H75V203H74ZM120 205V204H119ZM123 205V204H122ZM139 205V204H138ZM177 204H175V206H176ZM207 205V206H206ZM58 205H56V207H57ZM64 206V205H63ZM87 205H85V207H86ZM108 206V205H107ZM131 206V205H130ZM129 206V207H130ZM136 206V205H135ZM148 206V205H147ZM179 206V205H178ZM179 206V207H180ZM39 207V206H38ZM66 207V206H65ZM119 207H123V206H119ZM143 207V206H142ZM148 207H150V206H148ZM147 207V208H148ZM185 207V206H184ZM188 207V206H187ZM193 207V208H192ZM244 207V208H243ZM64 208V207H63ZM106 208V207H105ZM145 208V207H144ZM175 208V207H174ZM173 208V210H175ZM212 208V209H211ZM2 208H0V211H2L1 210ZM8 209H10V208H8ZM54 209V208H53ZM52 209V210H53ZM58 209H60V207L58 208ZM137 209V208H136ZM136 209H134V211L136 212ZM156 209V208H155ZM166 209H167V207H166ZM3 210H5V209H3ZM32 210V209H31ZM55 210H57V209H55ZM62 210V209H61ZM122 210H125V212L128 214V212H129V214L127 215V216H125L126 218H124V221H131L133 218H134V216H138V213L140 212H138L137 214L134 212V213H132V211H131V207L130 208H127L126 206H125V208L123 207V209ZM150 210V209H149ZM158 210V209H157ZM168 210V209H167ZM172 210V209H171ZM170 210V211H171ZM179 210H180V208H179ZM203 210V214H201V211ZM99 211V210H98ZM104 211V210H103ZM118 211V210H117ZM148 211V210H147ZM170 211H168V212H170ZM187 211V210H186ZM185 211V212H186ZM250 213H249V212ZM256 211V210H255ZM5 212V211H4ZM11 212V211H10ZM9 212V213H10ZM109 212V211H108ZM154 212V211H153ZM175 212V211H174ZM181 212V211H180ZM21 213V212H20ZM60 213V212H59ZM111 213H112V211H111ZM118 213V212H117ZM131 213V214H130ZM142 213V212H141ZM151 213V212H150ZM155 213V212H154ZM161 213V212H160ZM167 213V212H166ZM171 213V212H170ZM178 213H179V211H178ZM262 213V212H261ZM3 214V213H2ZM2 214H1V216H2ZM6 214H8V213H6ZM12 214V213H11ZM61 214V213H60ZM94 214V213H93ZM103 214H105V213H103ZM115 214H116V212H115ZM120 214V213H119ZM118 214V215H119ZM159 214V213H158ZM199 214L200 215H202L201 217H202V220H199ZM256 214H258V212H256ZM51 215V214H50ZM64 215V214H63ZM156 215V214H155ZM161 215V214H160ZM173 215V214H172ZM175 215V214H174ZM4 216V215H3ZM12 216H14V215H12ZM40 216H38V218L40 217ZM62 216V215H61ZM81 216V215H80ZM110 216H111V214H110ZM116 216H117V214H116ZM149 216H150V214H149ZM165 216H166V214H165ZM167 216H169V214H167ZM176 216V215H175ZM24 216H22V218H23ZM87 216H85L84 217V219L86 218ZM106 217V216H105ZM112 217V216H111ZM114 217V216H113ZM135 217V218H136ZM158 217V216H157ZM8 218V217H7ZM41 219H42V217H40ZM46 218H49V216L48 217H46ZM91 218V217H90ZM97 218V217H96ZM144 218V217H143ZM142 218V219H143ZM161 218V217H160ZM173 218H175L174 216H173ZM176 218H177V216H176ZM175 218V219H176ZM178 218L180 219V217H179V215H178ZM183 218V217H182ZM1 219H2V217H1ZM40 219V220H41ZM113 219V218H112ZM141 219V218H140ZM139 219V220H140ZM153 219V218H152ZM185 219H187V218H185ZM252 219V218H251ZM18 220H20V219H18ZM22 220V219H21ZM24 220V219H23ZM36 220H38V219H36ZM94 220H95V218H94ZM102 220V219H101ZM105 220V219H104ZM135 220V219H134ZM137 220V219H136ZM149 220V219H148ZM163 220V219H162ZM164 220H166V219H164ZM168 220V222H170V224L173 222V221H175V220H173L172 222L171 221H169V219H167ZM177 220V219H176ZM183 220V219H182ZM199 220V221H198ZM253 220V219H252ZM12 221V220H11ZM39 221V220H38ZM110 221L111 222H113L111 219H110ZM144 221V220H143ZM146 221V220H145ZM152 220H150V222H151ZM154 221V220H153ZM156 221V220H155ZM159 221V220H158ZM21 222V221H20ZM120 222V221H119ZM118 222V223H119ZM134 222V221H133ZM142 222V221H141ZM147 222V221H146ZM163 222V221H162ZM164 222H166V221H164ZM183 222V221H182ZM259 222V221H258ZM109 223V222H108ZM137 223V222H136ZM143 223V222H142ZM157 223V222H156ZM174 223V222H173ZM177 223V222H176ZM260 223V222H259ZM2 224V223H1ZM18 224V223H17ZM22 224V223H21ZM20 224V225H21ZM25 224V223H24ZM111 224V223H110ZM146 224V223H145ZM153 224V223H152ZM151 224V225H152ZM163 224H165V223H163ZM8 225V224H7ZM150 225V224H149ZM153 225H155V222H154V224ZM150 226V227H153L154 228V226ZM158 225H159V223H158ZM171 225H175V223L174 224H171ZM2 226V225H1ZM6 226V225H5ZM11 226H13V225H11ZM18 226V225H17ZM129 226V225H128ZM156 227H157V225H155ZM163 226V225H162ZM103 227V226H102ZM110 227H111V225H110ZM130 227V226H129ZM132 227V226H131ZM130 227V228H131ZM135 227H138V228H140L138 225H135ZM149 227V226H148ZM155 227V228H156ZM159 227V226H158ZM161 227V226H160ZM159 227V228H160ZM165 227H167V226H165ZM246 227L248 228V226L246 225ZM1 228V227H0ZM5 228V227H4ZM7 228V227H6ZM123 228V227H122ZM130 228L128 229V230H130ZM133 228V227H132ZM138 228H136V229H138ZM8 229V228H7ZM6 229V230H7ZM14 229H16V228H14ZM102 230H103V228H101ZM164 228H162V230H163ZM126 230V229H125ZM125 230H123V231H125ZM132 230H134L135 231V229H132ZM145 230V229H144ZM154 230V229H153ZM169 229H167V231H168ZM171 230V229H170ZM174 230H175V228H174ZM1 231V230H0ZM96 231V230H95ZM94 230L92 231V232H95ZM99 231V230H98ZM147 231V230H146ZM166 231V230H165ZM164 231V232H165ZM186 231V232H185ZM11 232V231H10ZM14 232V231H13ZM89 232V231H88ZM130 232H133V231H131L130 230ZM6 233V232H5ZM5 233H3L2 232V234L4 235ZM121 233H122V231H121ZM125 233H127V230H126V232ZM124 233V234H125ZM156 233V232H155ZM187 233V234H188ZM1 234V233H0ZM1 234V235H2ZM8 234H9V232H8ZM69 234V233H68ZM136 234V233H135ZM137 234H138V237H137V240L139 239V241H140V243L141 242H144L145 243V245H147V244H151V241H152V239L150 240L148 237H146L145 235L146 234H148L147 232H146V234H144L143 232H141L140 230H138L137 231ZM136 234V235H137ZM152 234H153V232H152ZM0 235V236H1ZM12 235V234H11ZM136 235H134V236H136ZM148 235H150V234H148ZM164 235V234H163ZM18 236V235H17ZM125 236V235H124ZM134 236H133V238H134ZM150 236H152V235H150ZM157 236V235H156ZM183 236V235H182ZM4 237H7V236H4ZM19 238L21 237V235L20 236H18ZM56 237V236H55ZM59 237V236H58ZM131 237H132V235H131ZM155 237V236H154ZM177 237V236H176ZM0 238H2V237H0ZM19 238H17V239H19ZM41 238V237H40ZM123 238H125V237H123ZM157 238V237H156ZM159 238V237H158ZM166 238H162V237H160L159 239H157L158 241H156V243H158V245L157 246H159V244L160 245H163L164 244V242L165 241H167L168 242V240L166 239ZM179 238V237H178ZM8 239H11V238H8ZM21 239H22V237H21ZM176 238H174L173 240H175ZM55 240V239H54ZM57 240V239H56ZM59 240V239H58ZM57 240V242L58 243H60L59 241ZM63 240H65V239H63ZM114 240V239H113ZM126 240V239H125ZM132 240V239H131ZM136 240V239H135ZM136 240V241H137ZM170 240V241H171ZM172 240V241H173ZM177 240V239H176ZM16 241H18V240H16ZM15 241V242H16ZM35 242H36V240H34ZM171 241V242H172ZM38 242H40V241H38L37 240V242L36 243H38ZM91 242V241H90ZM126 242V241H125ZM132 242V241H131ZM155 242V241H154ZM174 242V241H173ZM21 246H22V244H21V240H20V242H18ZM43 243V242H42ZM153 243V242H152ZM1 245L3 244V243H0ZM139 244V243H138ZM141 244H143V243H141ZM166 244H168V243H166ZM172 244V243H171ZM249 244V243H248ZM253 244V243H252ZM11 245V244H10ZM10 245L8 246V247H10ZM17 245V244H16ZM38 245V244H37ZM50 245V244H49ZM124 245H125V243H124ZM169 245V244H168ZM4 244H3V247H0V249L2 248H4ZM35 245H33V247H34ZM89 246V245H88ZM87 246V247H88ZM132 246H133V244H132ZM155 246V245H154ZM153 246V247H154ZM156 246V247H157ZM244 246V245H243ZM6 247V246H5ZM18 246H16V248H17ZM23 247L24 246H22V249H23ZM42 247V246H41ZM90 247V246H89ZM95 247V246H94ZM123 247H125V246H123ZM164 246H162V248H163ZM167 247H169V246H167ZM7 248V247H6ZM139 248V247H138ZM137 248V249H138ZM140 248H141V245H140ZM143 248V247H142ZM145 248V247H144ZM147 248V247H146ZM166 247H164V249H165ZM17 249H19V247L17 248ZM30 249V251H31V249H32V247L31 248H29ZM34 249H36V246L34 247ZM37 249L38 250H40L38 247H37ZM85 249V248H84ZM124 249V248H123ZM150 249H151V247H150ZM167 249V248H166ZM165 249V251H168V250H166ZM25 250V249H24ZM66 250V249H65ZM96 250V249H95ZM94 250V251H95ZM119 250H120V248H119ZM135 250V249H134ZM142 250H144V249H142ZM156 250V249H155ZM155 250H153L152 252H154ZM231 250V249H230ZM2 251V250H1ZM0 251V252H1ZM10 251V250H9ZM17 251V250H16ZM37 251V250H36ZM36 251H33L34 252V254L35 253H37V255H39V252H36ZM58 251V250H57ZM57 251H56V253H57ZM73 251V250H72ZM86 251H88V248H87V250ZM98 251V250H97ZM133 251V250H132ZM135 251H137V250H135ZM231 251H233V250H231ZM4 252H7L6 250L4 251ZM12 252V251H11ZM10 252V253H11ZM20 252V251H19ZM19 252L17 251L16 253H18V255H20L19 254ZM23 252V251H22ZM41 252V251H40ZM145 252V251H144ZM151 252V251H150ZM157 252V251H156ZM156 252H154V253H156ZM3 253V252H2ZM9 253V254H10ZM15 253V254H16ZM42 254H43V252H41ZM46 252H44V254H45ZM55 255H56V253H55V251L53 252ZM97 253V252H96ZM117 253V252H116ZM118 253H120V252H118ZM133 253V252H132ZM154 253H152L153 255H154ZM158 253V252H157ZM163 253V252H162ZM161 253V254H162ZM222 253V254H221ZM23 254H26V252H24ZM52 254V253H51ZM54 254H52L51 256H54ZM160 254V255H161ZM230 254V253H229ZM5 255H8V253L7 254H5ZM4 255V256H5ZM13 255V254H12ZM26 255H31V254H26ZM118 255V254H117ZM146 254H144V256H145ZM234 255V254H233ZM16 256V255H15ZM14 256V257H15ZM22 256H24V255H22ZM34 256V255H33ZM40 256H42V255H40ZM51 256H50V258H51ZM80 256V255H79ZM136 256H138L137 254H136ZM147 256V255H146ZM162 256V255H161ZM164 256V255H163ZM27 257V256H26ZM39 257V256H38ZM57 256H55V258H56ZM59 257V256H58ZM83 257V256H82ZM82 257H81V261L83 260L82 259ZM140 257V256H139ZM138 257V258H139ZM141 257H143V256H141ZM140 257V258H141ZM165 258H166V256H164ZM2 258V257H1ZM16 258V257H15ZM14 258V259H15ZM18 258H20V257H17V259ZM36 258H37V256H36ZM49 258V259H50ZM53 258V257H52ZM86 258H88V257H86ZM113 258V257H112ZM120 258V257H119ZM135 257L133 256V259H134ZM145 259V261L148 259H146V257H144ZM156 258V257H155ZM48 259V260H49ZM122 259H124V258H122ZM136 259V258H135ZM141 259H143V258H141ZM156 259H158V258H156ZM156 259L154 260V262H155V264H156ZM3 260V259H2ZM10 260H12V259H10ZM9 260V261H10ZM22 260V259H21ZM26 260H28L27 258H26ZM42 260V259H41ZM51 260V259H50ZM85 260V259H84ZM90 260V259H89ZM120 260V259H119ZM247 260H248V258H247ZM31 261L33 262V258H31ZM142 261V260H141ZM150 261V260H149ZM28 262V261H27ZM34 262H35V260H34ZM33 262V263H34ZM37 262V261H36ZM36 262L34 263V264H36ZM119 262V261H118ZM122 262V261H121ZM127 262V261H126ZM133 262V261H132ZM135 262V261H134ZM143 262V261H142ZM147 262V261H146ZM145 262V263H146ZM3 263V262H2ZM1 262H0V264H2ZM22 263V262H21ZM25 263H26V261H25ZM29 263V262H28ZM31 263V262H30ZM32 263V264H33ZM42 263V262H41ZM128 263V262H127ZM145 263H142V264H145ZM258 262L257 261H254V262H252L251 261V263H245V264H257ZM23 264V263H22ZM27 264V263H26ZM38 264V263H37ZM40 264V263H39ZM60 264V263H59ZM108 264V263H107ZM119 264H120V262H119ZM138 264V263H137ZM158 264V263H157ZM167 264V263H166ZM262 264H264V263H262Z\"/></svg>", "mask_w": 264, "mask_h": 264}]
</instances>
